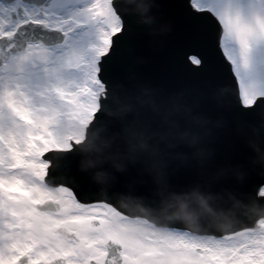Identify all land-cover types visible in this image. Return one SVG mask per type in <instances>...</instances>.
<instances>
[{
    "label": "snow or ice",
    "instance_id": "snow-or-ice-1",
    "mask_svg": "<svg viewBox=\"0 0 264 264\" xmlns=\"http://www.w3.org/2000/svg\"><path fill=\"white\" fill-rule=\"evenodd\" d=\"M0 264H264V0H0Z\"/></svg>",
    "mask_w": 264,
    "mask_h": 264
},
{
    "label": "water",
    "instance_id": "water-1",
    "mask_svg": "<svg viewBox=\"0 0 264 264\" xmlns=\"http://www.w3.org/2000/svg\"><path fill=\"white\" fill-rule=\"evenodd\" d=\"M146 70H150V68L149 69H146Z\"/></svg>",
    "mask_w": 264,
    "mask_h": 264
}]
</instances>
